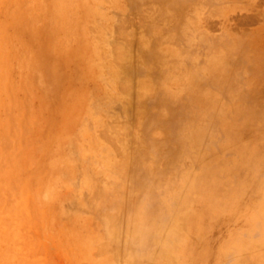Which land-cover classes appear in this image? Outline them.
<instances>
[{"label":"rangeland","instance_id":"rangeland-1","mask_svg":"<svg viewBox=\"0 0 264 264\" xmlns=\"http://www.w3.org/2000/svg\"><path fill=\"white\" fill-rule=\"evenodd\" d=\"M0 264H264V0H0Z\"/></svg>","mask_w":264,"mask_h":264},{"label":"bare ground","instance_id":"bare-ground-1","mask_svg":"<svg viewBox=\"0 0 264 264\" xmlns=\"http://www.w3.org/2000/svg\"><path fill=\"white\" fill-rule=\"evenodd\" d=\"M76 6H73V9L72 8H69V10L67 11V14H68V12L70 13V16H71V11L73 12V11H76V10H74V9H76L75 8ZM84 12L86 13V14H88L89 12H90V7H88V6H86V7H84ZM67 14H65L64 16H58L54 21H53V23H57V24H59V22H65V23H67L68 22V16H67ZM85 17V16H84ZM54 19V18H53ZM70 20V19H69ZM71 24V23H70ZM59 27H60V25H59ZM70 27H71V25H70ZM69 27V28H70ZM49 31V30H48ZM55 31H57V26L55 27V29L54 30H52L50 33H52V34H55L54 32ZM57 33V32H56ZM60 33V32H59ZM57 43H59L60 41H58V40H55ZM62 45V44H61ZM82 50H85V48H83ZM89 52L91 51V48H89V49H87ZM116 53L118 54V56L120 57V58H122V59H124L125 57H127L128 55L127 54H124L123 52H121V51H116ZM81 57H82V60H84V62H86V65H87V67L88 66H90V59H89V55L88 54H86V51H85V54H84V51H81V54H80V59H81ZM118 59V58H117ZM116 59V60H117ZM212 69H214V68H216V66L215 65H213L212 67H211ZM129 83L130 82H125L122 86H121V89L124 91V92H128V90L130 89V85H129ZM142 83V84H141ZM140 84H137V88H133V89H137L136 91H135V95L139 98V97H141L142 96V94L139 92L140 90H144V88H146V87H144V84H143V82H141ZM148 83V82H147ZM136 86V85H135ZM146 89H148V88H146ZM150 89H151V87H150ZM134 93V92H133ZM140 94H141V96H140ZM142 98V97H141ZM137 113V112H136ZM138 113H139V111H138ZM139 115V114H138ZM140 116V115H139ZM199 138V137H198ZM187 142V141H186ZM182 145V144H181ZM182 147V146H181ZM187 149V148H186ZM133 171V170H132ZM132 177V176H131ZM154 178V177H153ZM132 181H133V184L135 183L138 187H141L142 186V180L140 179V178H138V176H133L132 177ZM156 197V196H155Z\"/></svg>","mask_w":264,"mask_h":264}]
</instances>
